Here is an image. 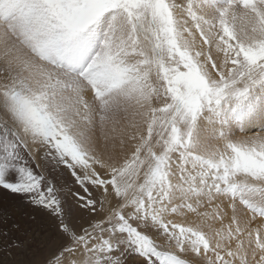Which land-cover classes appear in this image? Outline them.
<instances>
[{
    "label": "snow or ice",
    "instance_id": "6c2138e0",
    "mask_svg": "<svg viewBox=\"0 0 264 264\" xmlns=\"http://www.w3.org/2000/svg\"><path fill=\"white\" fill-rule=\"evenodd\" d=\"M0 264H264V0H0Z\"/></svg>",
    "mask_w": 264,
    "mask_h": 264
}]
</instances>
